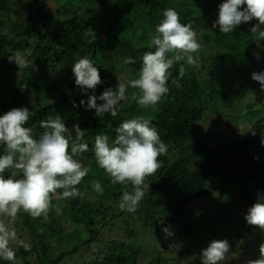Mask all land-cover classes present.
I'll return each instance as SVG.
<instances>
[{
	"label": "trees",
	"instance_id": "trees-1",
	"mask_svg": "<svg viewBox=\"0 0 264 264\" xmlns=\"http://www.w3.org/2000/svg\"><path fill=\"white\" fill-rule=\"evenodd\" d=\"M222 2L0 0V115L12 108H28L32 115L25 126L39 139L44 131L39 122L59 114L70 130L78 124L86 131L84 141L89 145L87 152L76 157L90 168L78 185L81 195L69 200L54 195L46 221L21 213L12 224L18 238L31 245L30 251L12 245L17 264H62L66 257L80 252L85 254L81 264H178L176 258L172 260L167 255L172 251L170 245L181 246L175 239H191L199 225L187 221L184 234H177L176 238L170 228L172 235L166 236L164 223L180 222L179 217L196 214L190 205L211 195L216 187L220 191L217 206L221 207L216 225L231 223L234 227L242 219L235 244L242 241L240 248L247 249V240L255 226L248 225L242 214L256 202L258 193L264 195V144L261 143L264 90L252 79V73L264 71V41L250 32L256 20L242 23L228 34L220 33L218 26L206 27L208 17L212 13L218 15ZM167 8H174L180 14L181 23L191 24L194 31L200 30L197 40L203 47L194 54L199 65L181 62L186 73L179 80V88L172 80L178 77L180 64L174 65L170 69L169 92L155 109H142L130 101L120 106L115 117L110 114L97 117L94 109H88L91 111L84 115L89 96L98 97L106 88L115 89L118 82L138 78L142 55L154 51L147 43ZM261 29L264 30V25ZM17 50L28 61L21 71L9 60ZM254 53L259 54V59ZM84 57L92 60L102 80L94 91L87 93L75 84L72 72L74 62ZM125 57H131L135 63L125 65ZM133 91L137 90L129 88V96ZM81 100L85 101L84 105H80ZM77 109L76 115L70 114ZM219 116L223 117L220 124L224 126L214 123ZM136 117L150 119L168 152L158 158L160 169L146 178L149 190L145 191L138 210L128 213L118 207L126 189L111 183V178L98 166L93 148L95 135L107 134L111 143L115 129L123 121ZM241 118H246L249 125L243 135L237 126ZM216 160L223 161L228 169L221 172V177L214 170ZM4 175L7 177L9 172ZM216 179L219 184H211ZM93 181L100 182L103 195L94 191ZM119 221L122 224L116 229ZM157 230L159 238L174 243L158 242ZM112 232L116 233L115 237L99 239L100 234ZM137 238L154 243L153 249H145ZM93 242L101 246L103 260L90 259ZM181 249L187 250L182 246ZM182 250L179 252L185 257L192 254L190 250ZM149 252H154L155 257L146 258ZM0 264L8 262L0 260Z\"/></svg>",
	"mask_w": 264,
	"mask_h": 264
},
{
	"label": "clouds",
	"instance_id": "clouds-1",
	"mask_svg": "<svg viewBox=\"0 0 264 264\" xmlns=\"http://www.w3.org/2000/svg\"><path fill=\"white\" fill-rule=\"evenodd\" d=\"M253 20L257 23L250 32L256 39L264 41V30L261 29V25H264V0H224L219 5L218 18L212 27L218 26L220 33L228 34L240 24ZM147 47L154 51L143 53L138 78L118 82L115 89L106 88L98 97L89 96L86 110L94 109L97 117L105 114L115 117L120 106L130 101L136 102L142 109H155L169 92L170 69L180 64L178 77L172 83L177 88L181 87L179 80L186 73L184 63L198 66L199 60L194 54L203 45L198 42L192 25L181 23L180 14L174 8H167ZM254 55L259 59L258 53ZM9 60L20 71L28 66L27 59L19 50ZM123 63L130 65L135 61L125 57ZM72 72L75 84L85 93L94 91L102 83L97 67L89 58L76 60ZM252 79L259 82L264 90V71L252 73ZM129 88L137 91L129 96ZM97 100L102 103L98 104ZM84 104L85 101L81 100L80 105ZM31 115L28 108H12L0 115V146H3V154H0V260L8 264H17L13 244L23 247L25 251L31 249L29 243L18 238L12 226L17 216L26 213L33 219L43 217L46 221L53 207V196L58 194L64 200L79 197L78 185L90 172V168L76 158L89 150V145L84 141L85 130L78 124L70 130L57 114L39 122L44 131L39 139H35L32 129L25 126ZM115 132V139L111 143L107 134L95 135L93 151L98 166L111 178V183L123 185L126 189L120 197L119 209L134 213L145 191L149 190L150 184L145 183L146 178L160 169L158 158L167 154L168 146L148 118L127 119ZM261 143L264 144V140ZM6 171L9 172L7 177L4 175ZM92 188L103 195L104 188L99 181H93ZM56 211L59 213L60 209L57 207ZM244 219L248 225L264 231V195L258 193L256 202L247 209ZM163 231L166 236L172 235L166 227ZM229 253L227 239L212 240L201 250V264H222ZM90 259L103 260L101 246L95 242L90 245ZM245 264H264V242L259 245V256L247 260Z\"/></svg>",
	"mask_w": 264,
	"mask_h": 264
},
{
	"label": "rangeland",
	"instance_id": "rangeland-1",
	"mask_svg": "<svg viewBox=\"0 0 264 264\" xmlns=\"http://www.w3.org/2000/svg\"><path fill=\"white\" fill-rule=\"evenodd\" d=\"M164 12V10L162 11ZM216 16H218L216 13H212L210 14V16L208 17V20L205 24L206 27H210L213 28L212 25L214 23V21H216ZM181 19V18H180ZM197 34L200 33V30H195ZM17 75V74H16ZM18 77L14 78L17 79ZM55 97H58L55 95ZM54 97V98H55ZM102 103L100 101L97 102ZM86 107V106H85ZM236 109H240V107H235ZM91 110H84L83 114L86 115L87 113H89ZM120 111V110H119ZM78 113V109L77 110H73L71 111L70 114H74L76 115ZM222 116L217 117V120L214 119V123H219L222 122L223 120ZM218 124V125H219ZM226 124V123H225ZM221 126H224V124H220ZM232 125H234V123H232ZM248 121L246 120V118H241L240 121H238L237 126L238 129L240 130V134L243 135V131L244 129L248 128ZM206 125H204V129ZM208 126V125H207ZM228 126V125H227ZM209 128V126H208ZM226 129V128H225ZM227 130V129H226ZM225 130V131H226ZM202 139V138H201ZM204 141V140H203ZM217 142H220L219 140L216 139ZM224 164V165H223ZM215 166L214 170L215 173L221 177L223 174L221 172H226L228 171L225 163H223V161L221 160H216L214 161ZM217 175V176H218ZM216 176V177H217ZM215 177V178H216ZM211 184H219V179L216 180H211ZM219 188H215L213 190V192L211 193V195H205L204 198L200 199L201 201H197V203H192L190 205V207L192 208V210L194 212H196V214H194L193 216H190L189 218L186 217H179V219H181V221L179 222L178 220H173V221H169L166 222V224L164 223V227L163 228H170L173 235H176V238L178 237L177 234L183 235L184 234V228H185V224L187 223V221L189 223H195L194 225H199L198 227V231L196 232V235L194 237H192L191 239H175L176 242H179L180 244H182L181 246L186 248L187 250L192 251V254L188 257V256H184L181 254V246H177L176 244L174 245H170L169 250L171 249L172 251H169L170 253L167 254L169 256H171L172 260L173 258H176V262H178V264H201V260H200V254H201V250L206 248L208 246V243L212 240H224L227 239L229 244H230V253L228 255V258L222 262V264H245V262L249 259H256L259 256V245L264 242V231H262L261 229L257 228V227H253L252 232L250 234V231L247 233V235H249V241L247 240L249 246L247 247V249H243L240 248V243L235 244V234L236 232L239 231V229L241 228L240 222L242 221V219L240 221L235 222V226H231L230 224H225L222 227H219L216 225L217 220L220 219V215H221V207L217 206V202H218V195H219ZM216 207V208H215ZM247 214V211L242 214L243 216H245ZM201 224H198V223ZM244 222V221H243ZM192 223V224H193ZM122 222L119 221L118 226H116V229H119L121 226ZM173 225V226H172ZM210 225L212 226V228H210ZM212 229V230H209ZM176 229V230H175ZM234 230L232 233L230 231ZM214 231V232H213ZM116 233L112 232L111 234H100L99 239L104 240V239H110V238H105V237H115ZM156 239L157 241L161 242V244L163 245H167L170 243H174L172 241H170L168 238L164 239V238H159V231H156ZM185 236V235H184ZM138 242L141 240L140 238L136 239ZM143 246L145 249H148V251H151L154 247V243L152 244L150 241H146L143 242L141 240ZM187 250H182L187 251ZM85 254L80 252L77 254H74V256L70 255L68 257H66L63 261L62 264H81L82 261L84 260ZM146 258H152L155 257L154 252H149L147 254H145ZM175 261H172V263ZM177 264V263H176Z\"/></svg>",
	"mask_w": 264,
	"mask_h": 264
}]
</instances>
